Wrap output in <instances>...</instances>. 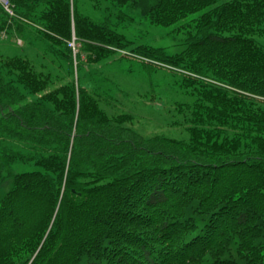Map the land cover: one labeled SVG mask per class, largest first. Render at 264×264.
Segmentation results:
<instances>
[{
    "label": "trees",
    "instance_id": "trees-1",
    "mask_svg": "<svg viewBox=\"0 0 264 264\" xmlns=\"http://www.w3.org/2000/svg\"><path fill=\"white\" fill-rule=\"evenodd\" d=\"M10 2L0 264H264V0Z\"/></svg>",
    "mask_w": 264,
    "mask_h": 264
},
{
    "label": "rangeland",
    "instance_id": "rangeland-1",
    "mask_svg": "<svg viewBox=\"0 0 264 264\" xmlns=\"http://www.w3.org/2000/svg\"><path fill=\"white\" fill-rule=\"evenodd\" d=\"M93 13V12H91ZM11 15V14H9ZM13 16V15H11ZM161 27L159 26H154V25H143L141 27H139L137 29V32L139 33H149L150 36L148 37V40L151 43H155V44H163V45H167L168 43H170L171 38L168 36H162L161 35V31H160ZM109 72V71H108ZM119 82H121L123 84V86L125 87L126 90H128L131 94H133L134 96H132V101L131 104H134L136 98L135 95L139 94L144 101H148L147 99V94L146 92V85H144L142 83V81L140 82H135L134 79L125 76L123 74H119V73H115V72H110ZM166 86V85H164ZM148 95L152 96L151 94V89L149 88V92ZM143 102H139L140 104H137V106L135 105L134 107H132L135 112L137 113V115L141 118L139 120H137V124L139 127H141L142 132L144 134H153V133H157V132H163L166 134H174L176 136L180 135V131H177L176 129L172 128L169 125H164L166 122V118H165V111L166 110H159L157 108H153V107H149L147 106V104H143ZM168 106V105H167ZM171 112H174L173 109L171 108ZM28 168V167H27Z\"/></svg>",
    "mask_w": 264,
    "mask_h": 264
},
{
    "label": "built area",
    "instance_id": "built-area-1",
    "mask_svg": "<svg viewBox=\"0 0 264 264\" xmlns=\"http://www.w3.org/2000/svg\"><path fill=\"white\" fill-rule=\"evenodd\" d=\"M0 4L6 9L11 15H13V11L10 8V2L9 0H0Z\"/></svg>",
    "mask_w": 264,
    "mask_h": 264
}]
</instances>
